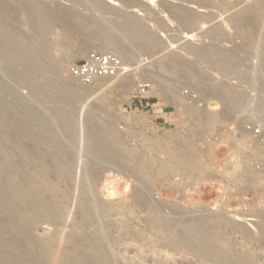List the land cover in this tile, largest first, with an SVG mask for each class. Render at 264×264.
I'll list each match as a JSON object with an SVG mask.
<instances>
[{"label": "rangeland", "instance_id": "obj_1", "mask_svg": "<svg viewBox=\"0 0 264 264\" xmlns=\"http://www.w3.org/2000/svg\"><path fill=\"white\" fill-rule=\"evenodd\" d=\"M53 1L60 2L63 0H53ZM69 1H74V0H69ZM130 1H132V0H130ZM140 1H142V0H140ZM146 1H148V2H146ZM161 1L163 2L164 0H160V2L154 1V0H143L142 2H144L146 4L149 3L146 5L149 8L142 7L143 9L142 8L138 9L135 7L133 10V12L136 13L137 15H139L140 17L148 18L149 19L148 24L154 25V23H155V27L157 26L156 28L154 26H152V28H151V25L149 28L151 31H155L154 33L158 37L160 36L159 40L164 47L163 52L157 54L156 56H150L149 55V52H151V51H150V48H147L149 46L148 44L146 45V47L143 45L144 47H136L135 48L136 49V50H134V51H136V52H134L135 53L134 54L135 60L133 59V61L134 62L137 60L141 61L140 64H142V68H144L146 70L144 75L145 76L147 75V76L145 77L144 75L143 76L140 75L137 78L136 77L127 78L125 81H122V82L120 80L115 82L114 79H113L114 80V82H113L111 79H109V80H107L108 82L105 81V83H103V84H106V82H107L108 85L107 84L104 85L105 88H103V89L101 88L100 90L98 89L99 91L97 90L96 92H91V91L93 90V88L95 90L96 87H100L101 84L100 83H99L100 85L93 84L90 87L91 89H89V90L86 89V92L89 95L88 97H86L87 95L84 92V90L82 92L80 91L78 93L80 96L83 95L82 98H80V96L77 94V95H75V97H73L71 99H69V98L66 99L64 96H62L63 95L62 91L61 92L57 91L58 93L56 92V95L55 94L53 95L50 92V90L55 89L56 86H57V90L60 89V85L58 82L52 81V80H51L52 82H50L47 80L49 78L51 79V77L54 75L53 74L54 71L52 69L53 65L55 64L54 66H58L61 63L64 64L68 58V55H66L64 53V51L66 49H68V47H69L67 44L59 46L57 48L51 47V43L54 40H56L57 33L60 32V30L55 28V27H51L50 29H51L52 33H51L50 37L49 36L46 37L42 42V44L45 47H43L42 45H38L39 46V47L37 46L38 48L34 47L31 50L30 49L27 50L28 41H27V39L21 38L22 35L29 33L31 31V28H32V31L37 32V33L41 32V31H45L49 28L48 25L44 26V25H40L38 23H35V24H37V25H35V24L31 23V21H30V20H32V17L29 15V16H27L28 18L26 17L27 19H25L24 14H22V17L25 19V21L23 18H21V19L18 18V17H20V16H18L17 17L18 20H16V21L11 20L12 22L11 21H10V23L8 22V24H9L8 28H10V30L8 29V31H10L9 32L10 34L8 35L9 36L8 41L10 42V40H12L10 42V44H12V43L14 44L13 40L14 41L22 40L21 42L15 43V45H14L15 48L12 44L13 48L10 51L8 50V52H9L8 57L10 56V53H12V54L9 58L14 57V56L16 57L17 55H22V54L28 53L27 54L28 56L27 57L25 56L26 60H23L24 63L22 62V67H21L23 73H25V72H27V73H25L26 75L24 74V77L22 79L18 78L15 80L14 79L10 80L9 85H8L7 79H5L3 76L0 77V102L3 103V105L1 103L2 108L3 109L5 108L4 109L5 113H4L3 109L0 106V108H1L0 112L2 113V115L0 113V145H2L4 148L8 149V146H9L8 145V135H12L16 131L15 134H18V137H16L17 141H19V142L22 141V142L26 143V145H27V147H29V149H30V147H32V148L35 147L34 149L31 148V150H29V151L31 152V154L33 153L32 156L33 155L37 156V157L33 156L34 159L36 158L35 160H33V162L35 161L36 163H39L41 160V157H42V153L44 154L45 151H47V150L49 151L52 147H55V145L56 146L59 145L60 141L62 140V139H60L59 134L61 131H63L60 129L63 126L62 125H59V126L58 125L57 126L51 125L50 128H47L48 124H46V125H42L41 127H36L35 121L33 123H31L33 121V119H32V121H30V119H28L26 117L28 119L27 120L25 118V115H26L25 113H22L23 115H21V112L19 114V111L16 110L20 106V103H21L20 101L24 100V98H25V100L30 98L31 95H34V93H36L37 91L40 92V93H38V94H40L39 95V101L42 102V103L39 102V105H41L43 103L45 104V101L47 102L46 104L48 105L49 102H51V101H48L47 99H49V100L52 99L51 103L55 105L56 109H54L55 113L53 112V113H51V115L50 114L46 115V116H48V117H46V120H50V121H51V119H49V118H51V117L54 118V116L58 115V113L61 110L60 108H65L66 106L71 105L70 102H72V105H74L75 109L77 108V112H75L76 113V119L73 122V124L71 125V128H72L73 134L77 137L76 145L78 146V148L80 150V158L82 157L81 160L83 159L82 161L84 163H89V169H90L91 175L93 177H100L101 178V181L98 179V185L95 189V194L98 197V199L102 205L109 206V207L111 206V208H113V209H116L117 208L116 206H119L123 202L127 201L126 204H127V207L129 208V214H128V216L122 217L123 219L125 217V219L127 221L125 219H124L125 220L124 221L119 216L117 217L115 210L112 212H109L107 214V219H110L114 223L118 222L119 220L125 222L126 225L128 224L127 228L133 234H138V233L144 234L145 233L144 237L146 238V240H144L142 242H139V243H133V241H127L126 242V244L127 243L130 244L132 242L131 244L133 246H136V244H137L138 247H142L141 250H143V252L141 254H143V255H141V256H143V260L146 261L145 264H153V261H154L153 259L157 258L158 256L163 258L167 255L165 254L164 251H161L162 250L161 248H160L161 249L160 250L157 246L154 245V240L156 241V237L153 238V236L148 233L149 231L146 230V228H145L146 227L145 213H143L142 210H140V208H138L136 206L133 207L132 200L134 199V196H138V195L143 196L142 194H144V193L148 194V196H149V198L148 199L146 198L147 200H145V204H146L145 206H147V203H149V205L147 207L154 204V205L160 207L162 210V214L167 216V217L173 218L175 216L172 213L170 208L176 207L175 205H177L180 208L178 209V207H176V210L181 209L183 211L182 214H186V217H189V216H192V214L194 215L195 213L196 214L198 213L199 216L195 214V217L198 219L200 218V220H198L200 222H202V220H203L202 217H205V216L214 215V216H212L214 219H218V217L220 219V217L222 215V217L225 216V218L228 220V222H230L232 220L231 223H233V224L236 223V224L242 225L243 227H245V231H244L245 233L241 234V232H234V234H232V236H229L230 241L233 242V246H234V244H236L234 247H236L238 245L237 249H239V250L241 249V246L243 247L241 250H243L245 248L244 249L245 251L244 250L243 251L246 252V250H247L246 253L250 254L251 256H252V254L254 255V257L257 254L260 255V258L261 257L262 258L257 259V257H255L254 263L255 264H264V249L261 250V248H264V247L261 246L262 245L261 242L256 240L257 238H255V236H259V238L264 239V220H263L264 219V217H263L264 216V179H261L262 181H259V182L249 183L251 175L253 176V175H255V173H260V175H264V114L262 115V117H254L253 116L254 117L253 118V117H251L252 115L249 112L244 111V113H242L243 111H240L239 112L240 114L238 115V112H237L233 118H230L227 120L225 118H223L222 121H219V123L221 122L220 124L217 123L214 125V128H213V125L207 124V122H205V123L202 122L201 125H200V123L198 125H196V123H193L194 119H192V117H190L187 113L183 114L185 109H186V105L182 101H179L177 98H185L189 103L191 102L189 105H191L193 103L194 104L193 107L195 106L196 108L195 107L194 108L198 111L203 110V112H210V113H214V114L221 112V110H223L224 106H226L225 101L215 100V98H213V97H207L203 92L204 90L196 88V85L199 82H202L204 84V87L208 88L212 84H217V83L223 81V78H222L223 75H221L222 71L219 70L218 68L214 67V66L212 67L211 64L207 65L205 63L199 64L195 67V73H194L193 77H191V79H188L189 81L188 80H178L179 78L177 76H174V75L170 76V78L168 79L169 80L168 84H171V85L175 84L174 86L173 85L172 86L173 87L177 86L176 88L179 90V91H177L178 94L176 96L167 95L165 93V89L162 86L157 85L156 90L153 89V87H152V91L144 99H137L135 97H132L131 99L126 98V95H127L128 91L130 90L131 87L138 89L139 83L148 82V79H147V77H149L148 71H150L148 69L153 68L155 65H157L161 61H164L166 59L173 58L176 56H180L178 58H182L184 60H185V58L190 59L191 57H194L192 55H190L191 57L189 56V50L186 48H183L184 45H190L193 48H199V47H203V46L204 47H213L214 49L216 48L218 50L220 49L221 51L223 50V52H226V51L227 52H233V53L235 52L236 56L241 60H244L245 57L248 54H250V58H249L250 59V61H249L250 66L246 65L247 67L246 66L245 67L247 69L248 68L250 69V70L248 69V72L250 73V76L253 77V78H251V80H252L250 83L251 85L249 86V85L245 84L242 80V76H240V75L229 77L228 81H229V83L231 82L233 85L238 86L239 88L241 87L240 89L246 90L245 92H247L249 94V96L251 95L250 96L251 98L252 97L256 98L257 96H259L260 92L258 89H259L260 84H261V82H260L261 80L259 78L260 73H261L260 68L263 69L262 68L263 64H261V60H264V57H263L264 54L261 53L262 48H260V45H258V44H248L247 38L244 35L239 34L238 32H234L236 30H235V27L233 25L236 22L238 16L239 15L241 16V14H243V12L246 9H248L249 7H253L257 0H243L241 3L239 2L240 4L237 3L238 0H225V2L227 1L226 4L230 7V8L228 7L230 10L229 9L226 10V8L218 10L214 5V4H217L218 0L217 1L211 0V1H213L214 4H212V3L208 4L207 3V4H204V7H197V5H195V4H191V3H187V2H180V1H175V0H173V1L167 0V2H170V3H167L165 0L164 2L167 5L169 4L170 6H172L174 4L175 6H178V4H179V5L183 6V8L181 6H178V7H181V9L184 10V11L183 10L182 11L186 15L185 18L187 20L189 19V21H187L185 19L184 20L185 23L184 22L182 23L183 25L180 23L182 26H180V24L174 18H171L172 17L171 16L172 14H170L171 11L164 8L162 6ZM109 2L111 4L117 6L118 8L125 7V5L120 0H110ZM17 3H20V4H16V9L18 10L19 8L21 9L23 7L22 5H24L26 3H28V4L30 3L31 6H33L34 0H22V1L20 0V2H17ZM210 4L214 5V6L211 7ZM128 5H130V4H128ZM184 5H185V8H184ZM126 6H127V4H126ZM185 11H187V12H185ZM195 11H196V14H195ZM198 15L199 16L205 15L206 17H211L212 21L214 20L213 22L211 21L212 23H208V24L204 25V28H202L201 31H198V33L200 32V36L201 35L203 36V34L205 33L204 37L208 40H205L203 37H200V36L184 37L185 36L184 33H190L188 26H191L195 23V20H197ZM253 16H254V14L252 16L251 15L247 16V19L245 18L246 21H245V19H244V21L246 23L253 22V20H255V18ZM192 17H194L195 19ZM167 19H169V20H167ZM170 20L171 21L173 20V21L170 22ZM17 21L23 22V24H25V25H22V24H20V22H17ZM28 21L32 24V26L35 29L33 27L29 28L31 24L28 26L27 25L29 23ZM191 22H192V24H191ZM196 22H198V21H196ZM13 23H14V25H13ZM160 23H162V24H160ZM164 25H166V26H164ZM38 26H39V28H37ZM183 26H184V28L181 29ZM226 26H227V28H226ZM153 27H154V29H153ZM218 27L221 28L222 33H220L216 37H213V38L210 37L211 39L206 36L207 35L206 31L210 32V29H212L211 32L213 31L215 33H217V32L219 33L220 29ZM157 29H158V31H157ZM218 29H219V31H218ZM243 30H245V29H243ZM173 32H174V34H173ZM220 35L221 36L224 35V36H222L223 39L220 38L221 37ZM130 37H129L130 39L129 38L127 39V41H129V42H127L126 39L123 41H125L127 44L133 45L134 42L137 39H139L138 38L139 36L137 35V33H135L133 36L131 35ZM133 38H135V39H133ZM200 38H202V39H200ZM224 38H225V41H224ZM197 39H199V40H197ZM131 41H133V43ZM219 41H221V42H219ZM104 45H106V44H97V45H93L91 47H88L87 49L83 48V49H79L78 51H76L73 61H71L69 63V65L64 66V68L59 72L58 76L60 77V75H61V78H59V80L71 81V80H69V79H71L70 67L76 62L84 60L86 58V56L90 55L91 52H94L97 49L102 48V50L103 49L106 50L107 48H105ZM152 46L153 45L150 44L149 47H151V50L153 51L155 49L154 47H156V46L155 45L153 47ZM147 50H149V52H147ZM16 51H17V54H16ZM21 51H22V54H20ZM39 53L42 55H40ZM43 54H45V56ZM9 58H8V61H9ZM48 58H49V60H48ZM194 58L193 59L191 58L190 60L187 59V61L189 60L188 62H191V60H192V62L195 63L196 61L194 60ZM40 59H42L41 63H40ZM43 59L47 62H45ZM53 60L55 62H53ZM35 61L39 62V64L36 63ZM48 62L50 64L51 63H54V64L49 65ZM33 63H35V64L33 65ZM46 63H48V64H46ZM58 63H60V64H58ZM44 64L46 66H44ZM260 64H261V66H260ZM28 66H29V68H28ZM39 66H41V67H39ZM256 67L258 69H256ZM3 68H4V66L0 62V71ZM32 68L35 70H31ZM28 71L29 72L31 71L30 74L33 72V74L28 76L29 75ZM25 78L28 81L24 80ZM257 78H259L260 83L257 82L258 81ZM52 79L56 80L53 77H52ZM33 80H35V81L33 82ZM127 80H128V84L126 82ZM11 81H13V82H11ZM17 81L19 84L21 82L22 85L19 86L21 89L18 87L19 84L17 83ZM41 82H43V83L41 84ZM125 82L127 85H125ZM173 82H176V83H173ZM73 83H75V82H73ZM76 83H78V82H76ZM148 83H150V82H148ZM12 84H15V85H12ZM122 84H124L125 88H123L124 86H122ZM178 85H179V87H178ZM167 93H169V90L167 91ZM56 96H58L60 99ZM41 97H43V98H41ZM78 97L81 100H79ZM58 99L61 101H58ZM63 99H64V102H63ZM65 100H66V102H65ZM33 103H34V105L32 104L33 106H31V108L32 107H38V106H35V105H38V102H33ZM56 104H58V105H56ZM94 107H95V109H94ZM2 116H3V119H2L3 121L1 120ZM7 116L9 119L6 118ZM33 116H34V114H33ZM235 116H236V118H235ZM34 117L36 118V120H38V122L42 121V119L44 118V117L42 118L41 115H39V117L35 115ZM237 117H238V119H237ZM241 118H243L244 120ZM12 121H14V122H12ZM95 122H96V124H95ZM92 123L94 125H92ZM97 124H98V126H96ZM209 125H210V127H209ZM20 127H21V130H20ZM34 127H35V129H34ZM55 127H56V129H54ZM36 128L40 129V130H37ZM15 129H18V130H15ZM48 129L50 130V132H48ZM51 129L54 131H52ZM62 129H65V128L63 127ZM92 129L95 130V132L97 131L96 133L100 132V135H99V133L95 134V132H93ZM57 130H59V131H57ZM19 131H20V133H19ZM89 131L92 133V136H91V133L90 134L88 133ZM104 131H106V132H104ZM28 132H30V133H28ZM32 132L35 133L34 134L35 136L30 135ZM45 132H46V134H44ZM49 133H51V134H49ZM53 133H55V134H53ZM56 133H59V134L57 135ZM108 133H110V134H108ZM20 134H22L23 137L28 134L27 135L28 137L27 136H25V138H23L22 136L20 137ZM41 134H44V138L47 135L48 136L50 135V136L49 137L47 136L48 138H46L47 139L46 140L43 138H39L41 136ZM94 134L97 135V137ZM101 134H103V135H101ZM178 134L179 135L185 134V136L188 135L187 137L189 138V143L191 145V147H190L191 149H189L188 152L183 151V150L180 151L179 149H178V151H176L177 150V149H175L176 147L173 148V145H172V148H170V151L171 150L172 151L171 152L169 151V155L172 157L178 156L179 158L173 157V159L174 158L176 159V160H174L176 162H174L171 160L172 157L170 158V156H169L168 159L171 160L170 161L171 165H168L169 164L168 162H167L168 164H166V163L164 164L167 168H165L164 165L161 164L162 160H164V159L166 161L168 160L165 157V155L160 154L159 156H157V158L153 162V166H154L153 169L154 168L157 169L156 172L158 171L157 173L160 174V176L158 174V176L156 177L157 181L155 182L156 184H154V185H157L156 186L157 188L152 189V187H154V185L152 183H150V181H147V180H145V183L147 184V186H145L146 184L135 183L132 180V178H130L128 176L126 177L123 174L120 175L118 172H116V170H117L116 166H114V165L111 166L108 164V162L110 161L109 158H111V155L109 154V152H107L109 150L108 145H106L105 147H104V145L106 144L105 142L107 140H111V139H109V137H111L112 141H113V139L115 138V135H116L123 142V144L126 145L125 147H127L128 150L135 151L138 154L139 153L143 154L142 156L143 157L145 156L144 158L149 160L151 158V155H150L149 150H147L148 149L147 147H149L150 141H152L153 139L154 140L158 139V141H163V139H165L166 136H168V137L173 136L174 137ZM93 135L95 138L93 137ZM100 136H102V137L104 136L105 138L106 137H108V138L105 139L103 137L101 139ZM30 137H32V139H30ZM35 137H37V138H35ZM50 137H52V138H50ZM53 137L58 138V139L55 140ZM235 137L238 140L237 139L235 140ZM90 138H92V139H90ZM98 138L101 139V141H102L101 143H100V140ZM155 138H157V139H155ZM48 139L50 141H48ZM53 140L56 141L57 143H55ZM42 141H44V142H42ZM96 141L97 142L99 141V144ZM236 141H237V144L243 145V147H241L242 149H238V150L235 149ZM51 142H53L52 145L55 143L54 146L50 145ZM62 142H63V145H64V143L66 145V147H63L64 150L68 151L71 147L69 140L65 139V140H62ZM11 143L13 144L14 141L13 142L11 141ZM11 143H9V144H11ZM103 143H105V144H103ZM96 144H97V146H96ZM101 146L104 148L101 149ZM88 147L91 149L93 148L94 153L92 151L91 152L93 153V155L95 154L94 156L101 153L98 156L99 159L97 160V162L93 161V163H91L94 156L91 154V152L88 153L86 151V149ZM40 148L42 151H44L45 149H47V150L42 152L41 150H39ZM115 148L117 149L116 145H115ZM259 148H261L262 150ZM106 149H108V150H106ZM34 150H37V152H35ZM98 150H100V151H98ZM242 150L244 153L242 152ZM48 151L46 152L47 154H48ZM200 151H202V152H200ZM105 152L108 154H106ZM146 152H147V155H146ZM172 152L175 155H173ZM178 152H179L181 158H185V159H187V157H188L187 153L189 155L193 154V157L190 155L189 156L190 158L188 157V159H187V161L189 160V163H188L189 168H187L188 172H186V171L182 172L181 168L177 167L178 166L177 162L179 161V163H180V156H179ZM196 152H197V154H195ZM46 153H45L46 157L44 156L46 159V162L48 164L53 163L52 165H55L54 163L56 160H53V159H55V157L53 155H51L52 156L51 157V156H49V154L47 156ZM103 153L107 155L108 159L106 158V155L104 157ZM202 153H203V155H202ZM252 153H253V155H252ZM262 153H263V155H262ZM182 155H184V156H182ZM198 155H199V158H198ZM100 156H102L103 160L100 159L101 158ZM241 156H243V157H241ZM253 156H255L256 158ZM14 157H12V159ZM15 158L13 159V161L15 160L16 163L14 161V163L12 162V164L16 165V167H17L16 168V172L18 174L17 183L18 182H23V183L25 182L26 183L28 180H30V178H32L35 181L39 180V182H41L40 181L41 175L37 172L39 170L36 169L35 165H32L31 162L27 163L28 165L25 163L26 164L25 165L22 161L23 160L22 158H20L18 156H16ZM104 158H106L105 159L106 162L104 161ZM192 158L196 159L194 163L192 162V161H194V159H192ZM246 158H247V162H246ZM250 158H252V159H250ZM12 159H11V161H12ZM190 159H192V160H190ZM199 159H201V160L199 161ZM202 159H203V161H202ZM51 160H52V162H51ZM90 160H91V162H90ZM107 160H108V162H107ZM190 161H191V163H190ZM35 162H34V164H35ZM199 162L201 163L202 166L204 164L205 168L204 167L202 168V166L200 165ZM245 162L249 165L248 166L249 170H245V169H247V168H244L245 166H247V164ZM249 163H251V164H249ZM175 164H177V166ZM194 164H199L200 166L197 165L198 167L196 169L195 168L196 165H194ZM19 165L21 168L19 167ZM133 165H135V164H133ZM172 165H173V169L170 167ZM239 165H243V166H239ZM34 166H35V168H34ZM174 166L176 168H174ZM179 166H180V164H179ZM237 166H239V167H237ZM4 167H6V166H4V164L0 165V169H2V171L5 169ZM168 167L170 168V170ZM106 168H109V169H106ZM164 168L166 171L163 170ZM242 168L245 170V172L243 170H241ZM201 169H203L205 171H203ZM235 169H237V172L239 169V171H241V173L240 172L237 173ZM171 170H174L175 172L171 171ZM179 170H180V172H179ZM197 170H198V172H197ZM200 170H201V172L199 173ZM72 171L73 172L71 174L74 175L75 180L78 181L80 176H81V167L76 166ZM160 171L161 172L164 171V172L161 173ZM192 171H194V172H192ZM249 171L251 174L249 173ZM233 172H235L237 175ZM204 173H205V175H204ZM67 175H69V174L67 172H64L65 178L69 177ZM257 175H259V174H257ZM234 177H236V178H234ZM76 181H74V182L78 185V183ZM242 181H244V182H242ZM148 182L150 183V185ZM157 182H158V184H157ZM54 183H56V184H54ZM54 183L52 185L53 186L56 185V186L53 187L51 184L50 185L53 188L57 187V189L59 191V193L56 196V198H57L56 202L59 205L65 203L66 198L64 197L65 196L64 194H65V190H67V188H69V187L73 188L70 190H76V188H77V187H75V185H76L75 183H73V184L71 183L70 186L69 185L67 186V184H61V183H60L61 185L58 184V186H57L58 182L56 180L54 181ZM243 183H246V185ZM256 184H258V185H256ZM71 185H73L75 188ZM243 185H244V187H243ZM59 186L62 189L58 188ZM168 186H171V187L167 188ZM147 188H149V189H147ZM164 188H167V189L165 190ZM147 190H149L150 192H148ZM24 192L27 195H34L37 191L32 190L30 186L26 185V187L24 188ZM42 195L44 196V193L40 194V197H43ZM5 197L7 199L8 195H6ZM131 197L133 199H131ZM69 199L72 202L77 201V198L76 197L74 198V195L69 197ZM146 201H147V203H146ZM72 202L69 203V207H68V213H69L68 215H71V216H66V223H64V224L63 223H58V224L57 223H51L50 224V223H43L41 221L39 222L36 219L34 214H32V213L30 215H29V213L27 214V217H26L27 220H28V218H29V220H31L34 217L35 220L34 219H32V220L36 221L35 227L31 229V235H30V240L33 244L40 245L44 241V239L53 237L55 235L56 236L59 235V242H58L56 249L60 250V246H61V248H63V245L65 246V244L67 243L68 237L70 239L72 236H74L73 233L75 230L73 225H71V221H72L73 217H75V206L72 204ZM12 209H14V208L9 207L8 212L11 211ZM194 211H195V213H194ZM222 211L224 214L222 213ZM130 212H131V214H130ZM191 212H192V214H190ZM258 212H261V213H258ZM187 213L189 214V216H187L188 215ZM219 214H221V215H219ZM225 214H227V215H225ZM31 215H32V218L30 219ZM226 216H228L229 218ZM261 221H263V222L261 223ZM257 222H258V224H257ZM260 223L262 224V226L259 225ZM43 224H45V225H43ZM258 225L260 226V229L258 228L259 227ZM56 227H58V228H56ZM77 231L75 230V233L77 234V235L75 234L76 236H78V235L80 236V234L82 235V230L81 231L77 230ZM56 232H57V234H56ZM79 232H80V234H78ZM54 233H55V235H54ZM252 235L254 236L253 239H252ZM63 240L65 241L64 244L62 243ZM232 242H231V244H232ZM240 242H243L244 246L242 245V243L240 244ZM148 243H150L151 245ZM252 243H253V245H252ZM147 245H148V247H147ZM149 245L154 247L155 251H154V248L150 247V249H149ZM78 246L79 245H77V247ZM151 249H153V251H154L153 253H155L154 255H156L155 258L154 257L150 258L151 253H152V251H150ZM156 251H159L160 253H158ZM250 252H252V254ZM164 254H165V256H164ZM192 258L193 257L191 256L190 260ZM120 263L126 264L125 261L120 262ZM174 264H176V263H174Z\"/></svg>", "mask_w": 264, "mask_h": 264}, {"label": "bare ground", "instance_id": "obj_2", "mask_svg": "<svg viewBox=\"0 0 264 264\" xmlns=\"http://www.w3.org/2000/svg\"><path fill=\"white\" fill-rule=\"evenodd\" d=\"M108 1H110V0H108ZM120 1L125 6H126V4L127 5L132 4V5H135V7L138 9L142 8V7L146 8L147 7L146 5L149 4V3L146 4V3L142 2L143 0L142 1H140V0H135V1L134 0H132V1L120 0ZM154 1L160 2V0H154ZM164 1L163 2L161 1L162 6L166 9H168L169 11H171L170 12V14H172L171 18H174L179 24L180 23L182 24L184 22V20L186 19L185 18L186 15L183 12L184 10L181 9V7L183 8V6H181L179 4H178V6H181V7L175 6L174 4H173L174 6L173 5L170 6L169 4L167 5ZM175 1L195 4V5H197V7H204V4H207V3L208 4L209 3L214 4L213 1H211V0H204V1L203 0H175ZM242 1L243 0H238L237 3L240 4ZM19 2H20V0H19ZM146 2H148V1H146ZM166 2H167V0H166ZM226 2H225V0H218L217 4H214V5L218 10L219 9L221 10L223 8H226V10H227L230 7L226 4ZM167 3H170V2H167ZM16 4L17 3L15 2V0H0V62L4 66V68L0 71V77L3 76L5 79H7L8 85L10 84L9 83L10 80H12V79L15 80L18 78L22 79L24 77V74L27 73V72L23 73L21 67H22L23 60H26L25 56L26 57L28 56L27 55L28 53L22 54V51H21L20 54H22V55H17L16 57L14 56V57L9 58L12 54V53H10V56L8 57V53H9L8 49L13 48L12 47L13 43L10 44V42L12 40H10V42L8 41V37H9L8 36V29L10 30V28H8V25H9L8 22L10 23L11 20H13V21L18 20L17 19L18 16H20V17H18L20 19L23 18L22 14H24L25 15L24 18L27 19L28 18L27 16L30 15L32 17V15L34 13L33 8L30 7L31 4L29 5L28 3H26V4H24L25 5L24 6V5H22L23 4L22 3L21 5L23 7L21 6L22 8L21 9L19 8L18 9L19 11L16 9ZM18 4H20V3H18ZM214 5L210 4L211 7ZM45 8H50V4L46 5ZM147 8H149V7H147ZM184 8H185V5H184ZM36 10L38 13L42 14L45 9L41 8V7H36ZM185 12H187V11H185ZM195 14H196V11H195ZM253 14H254L253 17L255 18V20H253V22L246 23L245 21L247 19V16H249V15L252 16ZM204 16H199V15L197 16V20H195V23L193 22L194 23L193 25L188 26L190 33H184V35H185L184 37L200 36V32L198 33V31H201L202 28H204V25H206L208 23H212L214 21V20L212 21L211 17H206V16L204 17ZM239 16H238L236 22L233 24L235 27V30H236L234 32H238L239 34L244 35L247 38L248 44L260 45V48H262L261 53L264 54V0H259V1L257 0L253 7H249L248 9H246L243 12V14H241L240 17ZM192 18H194V17H192ZM25 19H24V21H25ZM244 19H245V21H244ZM167 20H169V19H167ZM30 21L33 24L38 23L37 18L34 16L32 17V20H30ZM172 21L170 20V22H172ZM187 21H189V19ZM196 21H198V22H196ZM17 22H20V21H17ZM14 23H13V25H14ZM31 23L29 22L27 25L29 26ZM20 24L25 25V24H23V22H20ZM160 24H162V23H160ZM181 24H180V26L183 25V24L182 25ZM191 24H192V22H191ZM35 25H37V24H35ZM150 25L151 24H149V26ZM152 26L155 27V23H154V25H151V28H152ZM164 26H166V25H164ZM227 26H226V28H227ZM31 27H33L32 24L30 25L29 28H31ZM154 27H153V29H154ZM37 28H39V26ZM183 28H184V26L181 29H183ZM218 28L220 29L221 32L219 31V29H218L219 33L218 32L215 33L213 31L211 32L212 29H210V32L206 31V33H207L206 36L209 38L210 37L213 38V37H216L217 35H219L220 33H222L221 28L220 27H218ZM243 29H245V30H243ZM128 31L131 32L132 36L135 33H137V35L139 36L138 37L139 39H137L133 45L127 44L126 42L125 43H109V44L104 45L105 48H107L106 50H104V49L102 50V48H101V49H97L96 51H94V52H101V53L102 52H110V53H114L117 56H119L121 58V60L123 61V64H124V70L122 72H120L118 75H116L114 77H111V76L98 77L90 84L84 83L82 80H80L79 78L74 76L72 73L70 74L71 79H69L71 81L59 80V78H61V75L59 78H55L56 80H53L51 77V79H47V80L50 82L56 81L60 85L59 90H57V86L55 89H51L50 90L51 94L56 95L57 91H60V92L62 91L63 92L62 96H64L66 99H68V98L71 99V98L75 97V95H77L80 91L82 92L84 90V92L87 95V96L86 95L85 96L88 97L89 95L87 94L86 89L87 90L91 89L90 87L93 84H97V85L101 84L100 87H96L95 90L93 88V90L91 91V92H96L98 89L100 90L101 88L102 89L105 88L104 85L107 84V82H108L107 80H109V79H111L113 82H114V80H115V82H117L119 80L122 82V81H125L127 78H132V77L137 78L140 75L143 76L145 74L146 70L144 68H142V64H140V62H141L140 60H137L135 62L133 61V59L135 58L134 52H136L134 50H136L135 49L136 47H144V46L146 47L147 44L149 46H150V44L153 46L154 45L156 46L157 42H156L154 36L149 31L143 30L142 32H140V31H138V27H136L134 25L131 26ZM157 31H158V29H157ZM152 32H155V31H152ZM32 33H34V31H32V28H31V31L28 34L32 35ZM173 34H174V32H173ZM204 36H205V33L203 34V36L201 35L200 37H203L205 40H208ZM222 36H224V35H222ZM222 36L220 38L223 39ZM133 39H135V38H133ZM200 39H202V38H200ZM197 40H199V39H197ZM21 41L22 40H20V41L16 40V43L21 42ZM126 41H127V39H126ZM224 41H225V38H224ZM127 42H129V41H127ZM131 42L133 43V41H131ZM219 42H221V41H219ZM14 45H15V43L13 44V46ZM42 46L45 47L44 45H42ZM149 46L147 48H150V51H152L151 47H149ZM14 48H15V46H14ZM183 48H186L189 50V56L190 55L194 56L195 58L191 57V56L190 57L192 59L194 58V60L196 62L194 63V62H192V60H191V62H188L191 58L190 59L187 58V59H189L187 61L186 58L184 60L182 58H178L180 56H176V57L161 61L160 63L155 65L153 68H150V69L147 68L148 70H150V71H148L149 77H147V79H148V82L151 83L153 89L156 90L157 85L162 86L165 89V93L167 95L176 96L178 94L177 91H179V90L176 88L177 86L173 87L175 84L174 85L172 84L173 86L171 84H168V81H169L168 79L170 78V76H172V75L177 76L179 78L178 80H188V79H191V77H193V75L195 73V67L197 65L202 64V63H205L207 65L211 64L212 67L214 66V67H216L222 71L221 75H223L222 76L223 81L219 82L217 84H212L208 88L204 87V84L202 82H199L196 85V88L204 90L203 92L207 97H213V98H215V100L225 101L226 106H224V108H223V110H221V112L214 114V113H210V112H203V110L198 111L195 109L196 108L195 106H194L195 108L193 107L194 104L192 103L191 105H189L191 102L189 103L185 98H177L179 101H182L186 105V109H185L183 114L187 113L190 117H192V119H194L193 123H196V125H198L199 123L201 125L202 122H204V123L207 122V124L213 125V128H214V125L219 123V121H222L223 118H225L226 120L233 118L237 112L239 115L240 111H243L242 113H244V111L249 112L252 115L251 117H253V116L254 117H262V115L264 114V97H263L264 96V60H261V64H263V67H262L263 69L260 68L261 73H260L259 78L261 81L259 80V78H257L258 79L257 82H259V81L261 82L260 87L258 86L259 87L258 90L260 92V95L257 96L256 98H253V97L251 98L250 97L251 95L249 96V94L247 92H245L246 90H242V89H240L241 87L239 88L238 86L233 85L231 82H230L231 83L230 84L228 81L229 77L240 75V76H242V80L245 84H247L249 86L251 85L250 84L252 81L251 78H253V77L250 76V73L248 72L249 68L248 69L246 68L247 66H250V63H249L250 54H248L244 60H241L236 56L235 52L234 53L233 52H227V51L223 52V50L221 51L220 49L219 50L216 48L214 49L213 47H204L203 46V47H199V48H193L190 45H184ZM85 49H87V48H85ZM10 50H12V49H10ZM27 50H29V49L27 48ZM147 52H149V50H147ZM91 53H93V52H91ZM16 54H17V51H16ZM40 55H42V54H40ZM43 55L45 56V54H43ZM8 58H9V61H8ZM86 58H87V56H86ZM41 60L42 59H40V63L42 62ZM48 60H49V58H48ZM35 62L39 64V62H37V61H35ZM45 62H47V61H45ZM53 62H55V61L53 60ZM48 63H46V64H48ZM34 64L35 63H33V65ZM51 64H54V63H51ZM51 64L49 63V65H51ZM58 64H60V63H58ZM261 64H260V66H261ZM44 66H46V65L44 64ZM39 67H41V66H39ZM28 68H29V66H28ZM33 68L31 70H35ZM256 69H258V68L256 67ZM30 72H29L28 76L33 74V72L30 74ZM26 78L24 80H27ZM18 81H17V83H18ZM34 81L35 80H33V82ZM72 81L75 83H73ZM105 81H107L106 84H103V83H105ZM11 82H13V81H11ZM76 82H78V83H76ZM126 82L128 84V80ZM126 82H125V85H127ZM42 83L43 82H41V84ZM173 83H176V82H173ZM15 84H12V85H15ZM20 85H22L21 82L18 85V87ZM122 86H124V84H122ZM178 87H179V85H178ZM123 88H125V86ZM168 90H169V93H167ZM38 93H40V92L37 91L36 93H34V95H31L30 98H28L26 100L24 98V100L20 101L21 102L20 106L16 110L19 111V114L21 112V115H23L22 113H25L27 115V116L25 115V118L27 117L28 119H30V121H32V119H33V121L31 123H33L35 121L36 127H41L42 125H46V124H48L47 128H50L51 125H54V126L55 125L56 126L62 125L65 129H62L63 127L61 129L59 128L60 130H63V131H61L60 134L59 133H56V134L57 135L59 134V137L62 140L68 139L69 143L71 144V147L68 151L64 150L63 147H66V145L64 143V145H65L64 146L63 142L61 140L58 146L55 145V147H52L49 151L44 148L45 150L48 151L49 156L53 155L55 157V159L52 158L53 160H56L54 163L55 165H52L53 163L48 164L46 162L45 153L47 151L44 150L45 151L44 152L41 150V148L39 150L44 152V154L40 151L42 153L41 160L39 163H36L34 161L35 162V164H34L33 160H35L36 158L34 159L33 156H35V155L32 156L33 153L31 154V152L29 151V150H31L32 147H30V149H29V147H27L26 143H24L22 141L21 142L17 141L16 137H18V134H15L16 131L14 132L15 135L14 134L8 135V145H9L8 149H6L2 145H0V165L4 164V166H6V167H4L5 169L3 171H2V169H0V264H122L120 262H124V261L126 262V264H145L146 261L143 260V256H141V255H143V254H141L143 252V250H141L142 247H138L137 244H136V246H133L131 244L132 242L130 243L131 245L128 243L126 244L127 241H133V243H139V242L146 240V238L144 237L145 233L144 234H142V233L141 234H139V233L133 234L127 228L128 224L126 225L125 222L119 220L118 222L114 223L110 219H107V214L109 212L114 211V210L116 211L117 217L119 216L122 218L123 216H128L129 208L127 207V204H126L127 201L123 202L119 206H116L117 207L116 209H113V208H111V206L109 207V206L102 205L100 203L98 197L95 194V189L98 185V179L101 181V178L100 177H93L91 175V172L89 169V163H84L82 161L83 159L81 160L82 157L80 158V150H79L78 146L76 145L77 137L73 134V131L71 128V125L75 121L74 115H76L75 112H77V108L75 109L74 105H72V102H70L71 105L68 104L69 106H66L65 108H60L61 109L60 112L59 113L57 112L58 115L54 116V118L53 117L49 118V119H51V121L46 120V117H48L46 115L47 114L51 115V113H53L55 111L54 109H56V107L54 104L51 103L52 99H50V100L47 99L48 101H51V102H49L48 105L46 104L47 103L46 101H45L46 105L44 103L39 105V102H40L39 101V95L40 94H38ZM137 94H138V89L131 87L130 90L128 91L127 95H126V98L131 99L132 97H134ZM82 96H80V98H82ZM43 97H41V98H43ZM56 97H58V96H56ZM80 98H79V100H81ZM59 99H58V101H61ZM33 102H38V105H35L38 107H32L31 108V106L34 105ZM63 102H64V99H63ZM65 102H66V100H65ZM1 103L2 102H0V106L2 108L3 103H2V105H1ZM40 103H42V102H40ZM56 105H58V104H56ZM4 109H3V112H4ZM94 109H95V107H94ZM33 114H34V116L36 115L38 117H39V115H41V117L42 118L44 117V118L42 119V121L38 122V120H36V118L33 116ZM1 115H2V113H1ZM6 118H8V116ZM235 118H236V116H235ZM2 119H3V116L1 118V120ZM237 119H238V117H237ZM241 119H243V118H241ZM12 122H14V121H12ZM95 124H96V122H95ZM92 125H94V124L92 123ZM210 125H209V127H210ZM96 126H98V124ZM34 129H35V127H34ZM54 129H56V127ZM15 130H18V129H15ZM20 130H21V127H20ZM37 130H40V129H37ZM52 131H54V130H52ZM57 131H59V130H57ZM48 132H50L49 129H48ZM93 132H95V130H93ZM96 132H95V134L99 133V135H100V132H98V133H96ZM104 132H106V131H104ZM19 133H20V131H19ZM28 133H30V132H28ZM32 133L30 134L31 136H33L35 134V133H33V134ZM88 133L90 134L91 132L89 131ZM110 133H108V134H110ZM44 134H46V132ZM44 134H41V136L39 138L46 139L50 136V135L49 136L47 135L48 137L46 136L44 138ZM49 134H51V133H49ZM53 134H55V133H53ZM103 134H101V135H103ZM185 134H180V135L178 134L174 137L173 136H171V137L166 136L165 139H163V141H158L157 138H155L157 140L153 139L152 141H150L149 147H147L148 149L146 148L147 150H149L150 155H151V158L149 160L145 159L144 158L145 156L144 157L142 156L143 154H140V153L138 154L135 151L128 150L127 147H125L126 145H124L123 142L116 135H115V138L113 137L114 142L112 141V138L107 135L109 137V139H111V140H107L105 142L106 144L103 143V144H105L104 147L106 145H108L109 150L108 149H106V150H108L107 152H109V154L111 155V158H109L110 161L108 162V160H107V162L111 166H113V165L116 166V169H117L116 172H118L120 175L123 174L126 177L128 176V177L132 178V180L135 183L146 184L145 180H147V181H150V183H152L154 185V184H156L155 182L157 181L156 177L159 174V173H157L158 171L156 172L157 169H155V168L153 169L154 160L160 154H164L165 157L168 159L170 156L169 151H170V148H172V145H173V148L176 147L175 148V149H177L176 151H178V149H179L180 151L183 150V151L188 152L189 149H191L190 148L191 145L189 143V138L187 137L188 135L185 136ZM27 135H25V136H27ZM94 135H93V137H94ZM21 136H22V134H20V137ZM25 136L24 137L22 136V137L25 138ZM91 136H92V133H91ZM95 136L97 137V135H95ZM100 137L102 139L104 136L103 137L100 136ZM108 137H106V138L104 137V138L107 139ZM35 138H37V137H35ZM50 138H52V137H50ZM30 139H32V137H30ZM49 139H48V141H50ZM54 139L56 140L58 138H54ZM90 139H92V138H90ZM101 139H99L100 143L102 142ZM236 139L237 138L235 137V140ZM11 141L12 142L14 141V143L12 144ZM42 142H44V141H42ZM54 142L57 143L56 141H54ZM9 143H11V144H9ZM52 143L53 142H51L50 145H52ZM97 143L99 144V141ZM54 144L52 146H54ZM115 145L117 146V149L115 148ZM96 146H97V144H96ZM89 147L86 149V151L88 153H90L91 151L94 153L93 148L91 149ZM104 147L101 146V149ZM241 147H243V145L237 144V141H236L235 149L236 150L242 149ZM34 148L35 147H33L32 149H34ZM259 149H261V148H259ZM34 151L37 152V150H34ZM98 151H100V150H98ZM92 152H91V154L93 155ZM200 152H202V151H200ZM242 152H243V150H242ZM48 154H47V156H48ZM99 154H101V153H99ZM99 154L96 156H94L95 155L94 154L93 155L94 158H93L92 162H91V160H90V162L91 163H93V161L97 162V160L99 159L98 158ZM106 154H108V153H106ZM106 154L103 153L104 157ZM172 154H173V152H172ZM178 154H179V152H178ZM195 154H197V152ZM146 155H147V152H146ZM173 155H175V154H173ZM187 155L189 157L191 154L189 155L187 153ZM202 155H203V153H202ZM252 155H253V153H252ZM262 155H263V153H262ZM14 156L15 157L18 156V157L22 158L23 159L22 161L24 164L31 162L32 165H35L36 169L39 170L37 172L41 175L40 176L41 182H39V180L35 181L32 178H30V180H28L26 183L25 182L24 183L23 182L17 183V179H18L17 178L18 174L16 172L17 167H16V165L12 164V162L14 163V161H15V160L13 161V159L15 158ZM102 156H100L101 157L100 159L103 160ZM179 156H180V154H179ZM182 156H184V155H182ZM191 156L193 157V154ZM255 156H253V157H255ZM12 157H14V158L12 159ZM35 157H37V156H35ZM171 157L172 156H170V158ZM173 157H175V156H173ZM173 157L171 158L172 161L176 160L175 158H179L177 156L173 159ZM188 157H187V159H188ZM241 157H243V156H241ZM106 158H107V155H106ZM106 158H104V161ZM194 158H192V159H194ZM198 158H199V155H198ZM11 159H12V161H11ZM187 159L181 158V156H180V163H179V161H178L179 159H178L177 160L178 166H177V164H175L177 167L181 168L182 172H184V171L188 172L187 168H189L188 167L189 166L188 165L189 160L187 161ZM192 159H190V160H192ZM250 159H252V158H250ZM168 160L167 161L165 159L162 160L161 164L164 165L165 163L166 164L169 163L168 165H171V162H170L171 160H169V161ZM195 160L196 159H194V161H192V162L194 163ZM200 160L201 159H199V161ZM202 161H203V159H202ZM51 162H52V160H51ZM174 162H176V161H174ZM246 162H247V158H246ZM15 163H16V161H15ZM190 163H191V161H190ZM133 164H135V165H133ZM179 164H180V166H179ZM249 164H251V163H249ZM194 165H196L195 168L197 169V167H198L197 165H199V164H194ZM200 165H201V163H200ZM35 166H34V168H35ZM76 166L81 167V176H80L78 181H76L74 175L71 174L73 172L72 170ZM239 166H243V165H239ZM239 166H237V167H239ZM248 166L249 165L247 164V166L244 167V168H247L245 170H249ZM19 167H20V165H19ZM164 167L167 168L165 165H164ZM170 167L173 169V165ZM203 167H204V164H203L202 168ZM165 168L163 170H165ZM174 168H176V167L174 166ZM106 169H109V168H106ZM169 170H170V168H169ZM201 170H203V169H201ZM201 170L199 171V173L201 172ZM235 170L237 172V169H235ZM241 170H243L245 172V170L243 168ZM171 171H174V170H171ZM203 171H205V170H203ZM64 172H67L69 174V175H67V176H69L68 178L64 177ZM162 172H164V171H162ZM179 172H180V170H179ZM192 172H194V171H192ZM197 172H198V170H197ZM239 172L241 173V171H239V169H238L237 173H239ZM205 173H204V175H205ZM233 173H235V172H233ZM249 173H250V171H249ZM257 174H259V175H257ZM159 176H160V174H159ZM234 178H236V177H234ZM261 179H264V175H260V173H255V175H253V176L251 175L250 181L249 180L248 181H249V183H254V182L262 181ZM53 180L54 181L56 180L58 182L57 186L60 183L61 184H67V186L68 185L70 186L71 183L72 184L75 183L74 181H76L78 183V185L75 183L76 184L75 187H77L76 190H70V189H73L70 187L67 188V190H65V194H64L65 196L64 197L66 199H65L64 204L59 205L56 202V199H57L56 196L59 193V191H58L57 187L53 188L54 186H56V185H54V186L52 185L54 183ZM244 181H242V182H244ZM150 183H149V185H150ZM54 184H56V183H54ZM157 184H158V182H157ZM243 184L246 185V183H243ZM26 185L30 186L32 190H36L37 192L34 195H27L24 192V188L26 187ZM256 185H258V184H256ZM71 186H73V185H71ZM145 186H147V184ZM156 186L157 185H154V187H152V189L157 188ZM169 187H171V186H168L167 188H169ZM243 187H244V185H243ZM58 188H60V186ZM167 188H164V189L166 190ZM60 189H62V188H60ZM147 189H149V188H147ZM147 191L150 192L149 190H147ZM42 193H44V196L42 195L43 197H40V194H42ZM144 194H142L143 196H139V195L134 196V199L131 197V199H133L132 200L133 207L136 206V207L140 208V210H142L143 213H145V217H146V219H145L146 227L145 228H146V230L149 231L148 233L150 235H152L153 238L156 237V241L153 239L154 245L157 246L159 249L161 248L162 250L161 249L160 250L164 251L165 254L167 255V256H165V254H164L165 257H163V258H161L159 256L157 257L158 259L155 258L156 255H154L155 253H153L155 251V248L150 246L151 244L148 243V244H150L149 249H150V247L154 248V251H153V249L150 250V251H152L150 258L154 257L156 259V260L153 259L154 260L153 264H174V263H176V264H211V263L212 264H255L254 263L255 257H257V259L262 258V257L260 258V255H258L257 253H256L257 255L254 257L252 252H250L252 254V256L250 254L246 253L247 250H246V252H244L245 248L243 249L244 251L241 250L243 248L242 246H241L240 250L237 249L238 245L236 247H234L236 245V244H234V246H233V242L230 241L229 236H232V234H234V232H241V234L245 233L244 232L245 227H243L242 225L236 224V223L233 224V223H231L232 220L230 222H228V220L225 218V216L222 217L221 214H219L222 217V218L220 217V219H219V217H218V219H214L212 217L214 215L205 216V217H202L203 220L201 219L202 222H200V221H198V220H200V218L198 219L195 217V214H196L195 211H194V213H195L194 215L192 214V212L190 213V214H192V216H189V214H188L189 212H188L187 216H189V217H186V214H182L183 211L181 209L176 210V207H178L177 205H175L176 207L171 206L172 208H170L172 213L175 216L173 218L167 217V216L162 214V210L160 207H158L154 204L147 207L149 205V203H147V201H146L147 206H145L146 205L145 200H147L149 198V196L146 193H144ZM6 195H8L7 199L5 197ZM73 195H74V198L75 197L77 198V201L75 200L76 202H74V201L72 202L69 199V197H71ZM70 202H72V204L75 206V217H73V219L71 221V225H73V227L75 228L76 231L82 230V235L79 232L78 234H80V236L79 235L76 236L77 234L75 233V230H74V233H73L74 236H72L70 239L68 237L69 240L67 239V243L65 244V246L63 245V248H61V246L59 245L60 250L56 249L58 242H59V235L56 236L55 233H54L55 236L44 239V241L40 245H37V244L35 245V244L31 243V241H29V233H30L31 229L35 227L36 221H34L35 219H34V217L32 218V215L30 216V219L32 218L34 220H32V219L29 220V218L27 220V218H26L27 214L28 213H29V215L31 213L34 214L36 219L39 222L41 221L43 223H50V224L51 223H57V224L63 223L64 224V223H66V216H71V215H68L69 214L68 213V207H69ZM9 207L14 208V209L11 212L7 213L4 217H1L4 214L5 210ZM179 208L180 207H178V209ZM222 213H223V211H222ZM258 213H261V212H258ZM130 214H131V212H130ZM196 215H198V213ZM225 215H227V214H225ZM226 217H228V216H226ZM124 219H125V217H124ZM262 222L263 221H261V223ZM261 223L259 225L262 226ZM257 224H258V222H257ZM43 225H45V224H43ZM56 228H58V227H56ZM258 228L260 229V226ZM57 232H56V234H57ZM253 238H254V236L252 235V239ZM255 238H257L256 240L260 241L262 244L261 246L264 247V239L259 238V236H255ZM63 241H62V243L64 244L65 241L64 242ZM231 242H232V244H231ZM241 243L243 245V242H240V244ZM77 245H79V246L77 247ZM252 245H253V243H252ZM147 247H148V245H147ZM262 249H264V248H261V250ZM156 252L160 253L159 251H156ZM191 256L193 258L190 260Z\"/></svg>", "mask_w": 264, "mask_h": 264}, {"label": "water", "instance_id": "obj_3", "mask_svg": "<svg viewBox=\"0 0 264 264\" xmlns=\"http://www.w3.org/2000/svg\"><path fill=\"white\" fill-rule=\"evenodd\" d=\"M15 2L17 3L19 0H15ZM48 4H50V8H45ZM30 7L33 8L34 12L32 17L37 18L38 24L48 25L49 28L38 33L34 32L32 35L23 34L21 38L27 39L28 49L38 48L39 44L43 45V40L48 36L50 37L52 33L51 27L60 30L57 33L56 40L51 43V47L57 48L64 44L69 46L64 51L68 55L67 62L61 63L59 66L53 65L52 67L54 71L52 77L54 79L59 78V72L64 66L73 61L76 51L97 44L124 43L125 41L123 40L128 39L132 35L128 30L133 25L138 27V31L147 30L154 36L157 43L155 49L149 53L150 56H156L164 50L159 37L149 28V19L142 18L134 13L135 5L132 4L118 8L108 0H63L60 2L34 0V5H30ZM36 7H41L45 10L41 14L37 12ZM13 42L16 43V41ZM10 49L12 48L8 50L10 51ZM74 116L76 119V115ZM9 212L7 208L1 217H4ZM30 235L31 231L29 233V241H31Z\"/></svg>", "mask_w": 264, "mask_h": 264}, {"label": "built area", "instance_id": "obj_4", "mask_svg": "<svg viewBox=\"0 0 264 264\" xmlns=\"http://www.w3.org/2000/svg\"><path fill=\"white\" fill-rule=\"evenodd\" d=\"M71 73L86 84L92 83L102 76L114 77L124 70L123 61L119 56L110 52H93L84 60L78 61L71 67ZM152 91L148 82L138 84V94L134 97L144 99Z\"/></svg>", "mask_w": 264, "mask_h": 264}]
</instances>
